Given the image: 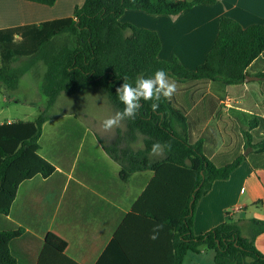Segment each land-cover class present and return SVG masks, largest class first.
Instances as JSON below:
<instances>
[{
	"label": "trees",
	"instance_id": "16d2710c",
	"mask_svg": "<svg viewBox=\"0 0 264 264\" xmlns=\"http://www.w3.org/2000/svg\"><path fill=\"white\" fill-rule=\"evenodd\" d=\"M24 1L48 7L57 2ZM217 1L84 0L71 16L0 30V95L16 90L21 78L42 63L45 72L41 91L47 98L46 109L34 120L0 124V215L9 214L23 182L55 173L56 167L39 150L43 126L52 119L47 110L55 106L61 94L100 88L113 106L123 111L124 105L116 95L123 78L134 83L138 76L150 77L157 69H164L178 82L243 84L250 76L248 68L259 60L264 63V21L243 27L222 16L213 46L194 70L185 68L176 56L170 61L159 57L162 42L156 31L121 21L126 10L179 15L186 9ZM257 76L264 79V68ZM140 103L137 117L125 120L128 135H141L143 147L123 146L122 137L104 148L120 164L124 180L135 172L155 173L133 212H141L163 226L161 231L171 251L169 264H184L189 253L205 251L215 252L214 264H264V254L255 245L256 238L264 232V220L251 219L247 236L241 220H233L229 213L227 220L208 232L196 235L193 231L197 206L215 181L229 179L244 161L253 170L264 169V117L252 116L238 126L245 149L231 159L211 156L205 146L213 135L211 125L203 133L201 129L211 113L198 114L200 107L190 110L192 102L181 104L174 96L162 97L157 111L152 110L150 101ZM157 142L170 144L171 148L154 156L151 149ZM26 234L22 228L0 230V264H17L13 244ZM114 243H118L116 238ZM45 247L64 257L67 242L49 233Z\"/></svg>",
	"mask_w": 264,
	"mask_h": 264
},
{
	"label": "crops",
	"instance_id": "0c3cea01",
	"mask_svg": "<svg viewBox=\"0 0 264 264\" xmlns=\"http://www.w3.org/2000/svg\"><path fill=\"white\" fill-rule=\"evenodd\" d=\"M82 4L57 0L54 6L48 7L24 0H0V30L68 17L76 6ZM126 11L141 22H153L150 30L156 31L161 39V59L170 61L176 56L185 68L194 70L204 62L213 46L220 18L230 17L243 27L260 24L264 21V0H218L214 5H197L179 15ZM125 14L121 16V21ZM257 62L248 68V72L249 77L258 79L238 85L222 83V90L233 97V102L240 103L238 100L244 99L246 94L249 96L254 88L263 97L255 103L256 109L250 108L249 103L232 108L238 126L241 116L252 114L264 117V79L257 76L264 68V63ZM176 83L178 89L173 96L179 103L192 102L190 110L200 107L198 114L211 113L201 129L203 133L208 125L212 126L213 135L205 142L211 156L221 155L233 159L236 155L232 156L229 150L217 152L212 149V145L219 142L217 127L212 124L218 111L215 99L206 105L201 101L206 97V92L203 97L181 95L185 89L180 85H200L190 81ZM209 84L204 85L205 88L208 89ZM0 96L7 102L11 99L7 92ZM5 121L17 120L6 119L1 123ZM68 131V139H74L66 143L68 150L56 151L57 155L47 153V156H42L40 146L39 154L56 167L55 173L48 178L37 176L23 182L9 214L0 215V230L15 227L27 233L13 244L17 264H169L171 251L165 235L160 231L158 239H150L157 225L141 212H133L134 204L155 173L150 170L135 172L124 180L120 175V164L106 152V145L103 144L113 145L116 143L115 138L106 140L105 135L99 132L90 136L87 129L80 125H68ZM112 134L116 137L117 133ZM125 140L123 146L134 148L133 138ZM242 149H245L244 139ZM227 213L233 220H240L239 216L236 219L238 214L264 220V169L253 170L250 163L244 161L229 179L215 181L197 206L193 220L194 233L200 235L213 229L227 220ZM49 233L67 242L63 252L65 258L52 249H46L45 241ZM115 238L118 243L113 244ZM255 245L264 254V232L256 238ZM214 258V251L189 253L184 264H214Z\"/></svg>",
	"mask_w": 264,
	"mask_h": 264
},
{
	"label": "rangeland",
	"instance_id": "374dc122",
	"mask_svg": "<svg viewBox=\"0 0 264 264\" xmlns=\"http://www.w3.org/2000/svg\"><path fill=\"white\" fill-rule=\"evenodd\" d=\"M68 1H70L71 4L74 2H84V0H66V3ZM125 13L124 19L122 21L123 23H129L136 27L146 26L147 29H150L151 26H153L152 21L142 20L141 22L137 20V17L134 14H130V12L127 11ZM179 24L185 27L184 24ZM262 60H264V56L261 58V61ZM22 61H24V59L18 61V63H21ZM36 69L37 72H35ZM44 72L45 66L40 63L37 65V67H35V69L28 71L21 78L16 90L9 92V97L11 99L8 102L3 96H0V123L6 119L17 121L34 120L41 111L46 109L47 98L41 91ZM250 81L251 79L247 80V82ZM220 83H211L208 85V89L205 88L206 85H200L197 87L190 83L180 85V87L185 89L181 95L188 96L195 94L199 97H203L204 93L206 92V97L201 100L206 105H208L209 101H213L211 99H215L218 105V111L212 124L217 127V136L219 142L215 145H212V149L217 152L222 151V149L229 150L231 155L235 156L238 155L240 151L244 152V149H242L243 138L239 134L238 123L235 119V112H233L234 110L232 108L235 105L249 103L250 108L256 109L254 108L256 105L255 103L259 102L263 97L261 92H259L257 88H254L252 89V92L249 94V96L246 94L244 99L240 98L238 100L241 101L240 103H236L233 102V97L230 96L228 92L224 91V89L222 90V82ZM205 109L207 108L205 107ZM116 112H118V110L110 102L106 93L100 88H91L90 90L79 92L74 95L61 94L55 106L47 110L48 116H50L52 119L49 120L44 126V132L40 141V154L42 156H47V153L57 155L56 151L64 152V150L67 149L66 143L74 141V139H71L72 141L68 139V136L70 135L68 131V125H80V127L82 126L83 129H87L89 132L87 133L90 136H93L98 132L103 133L105 135L104 138L109 141L115 138L116 142L117 139L122 137L124 138L123 141H126L125 139L132 140V137L128 135L126 120L122 121L120 126L113 129L112 131L106 132L103 130L102 121L109 116L114 115ZM251 115L252 114H249L245 117L241 116L238 121L241 123L243 121L245 123L248 119H253ZM211 129L212 126L210 131ZM112 133H117L116 137ZM133 139L135 149L143 147L141 135L138 134ZM103 144L109 146V144ZM71 146H73V144ZM230 212L231 211H229V213ZM238 216L241 220L240 223L243 233L247 236L249 230V221L252 217L251 215L238 214L236 219Z\"/></svg>",
	"mask_w": 264,
	"mask_h": 264
},
{
	"label": "clouds",
	"instance_id": "9594fccd",
	"mask_svg": "<svg viewBox=\"0 0 264 264\" xmlns=\"http://www.w3.org/2000/svg\"><path fill=\"white\" fill-rule=\"evenodd\" d=\"M178 85L174 78H171L164 69H157L150 77L138 76L134 83L128 82V77L123 78V83L116 88V95L121 104L124 105L123 111H118L114 115L102 121V128L109 132L120 126L125 119L134 120L141 108V101L151 102L150 107L153 111L159 108L161 98L171 99L177 92ZM165 148L170 149L171 145L154 143L151 154L159 156L163 154ZM162 225H157L150 235V239L156 240ZM214 255V253H213Z\"/></svg>",
	"mask_w": 264,
	"mask_h": 264
},
{
	"label": "water",
	"instance_id": "95a60500",
	"mask_svg": "<svg viewBox=\"0 0 264 264\" xmlns=\"http://www.w3.org/2000/svg\"><path fill=\"white\" fill-rule=\"evenodd\" d=\"M248 79H258V78H257V77H249V76H248V77L246 78V81H247Z\"/></svg>",
	"mask_w": 264,
	"mask_h": 264
}]
</instances>
